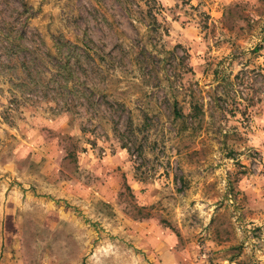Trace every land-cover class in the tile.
Wrapping results in <instances>:
<instances>
[{
    "label": "rangeland",
    "instance_id": "rangeland-1",
    "mask_svg": "<svg viewBox=\"0 0 264 264\" xmlns=\"http://www.w3.org/2000/svg\"><path fill=\"white\" fill-rule=\"evenodd\" d=\"M0 264H264V0H0Z\"/></svg>",
    "mask_w": 264,
    "mask_h": 264
},
{
    "label": "trees",
    "instance_id": "trees-1",
    "mask_svg": "<svg viewBox=\"0 0 264 264\" xmlns=\"http://www.w3.org/2000/svg\"><path fill=\"white\" fill-rule=\"evenodd\" d=\"M156 24H157V20L155 19L154 25L156 26ZM77 49L79 50L81 48H77ZM85 49H86V47H85ZM85 49L82 51V54L85 53ZM86 55L87 56L90 55V52L87 51ZM91 57H92V54H91ZM70 58L71 57H64L63 58V61L66 62L65 63L66 66H69ZM70 74L73 75L72 72H70ZM175 105H176V107H178V102H175ZM175 105H174V107H175ZM202 116H203V110L200 108V106L198 104H193L191 111L189 112V114L186 117L182 111H180L178 109L174 110L175 119H177V120L186 119V125H188L189 127H191V126L194 127V126L198 125L201 121Z\"/></svg>",
    "mask_w": 264,
    "mask_h": 264
}]
</instances>
